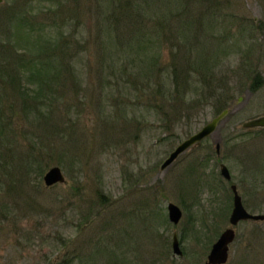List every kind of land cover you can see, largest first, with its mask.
I'll list each match as a JSON object with an SVG mask.
<instances>
[{"label":"rangeland","instance_id":"obj_1","mask_svg":"<svg viewBox=\"0 0 264 264\" xmlns=\"http://www.w3.org/2000/svg\"><path fill=\"white\" fill-rule=\"evenodd\" d=\"M127 1L0 2L4 17L32 9L27 20L48 24L38 35L60 40L71 67L50 87L48 117L18 112L14 140L0 147V264H203L229 226L232 183L247 211L264 214V136L242 127L264 114V0ZM3 31L0 47L17 49L24 33L9 42ZM171 64L188 74L177 90ZM221 106L214 134L161 169ZM52 166L64 181L46 185ZM168 202L182 211L177 224ZM234 230L225 264H264V220Z\"/></svg>","mask_w":264,"mask_h":264},{"label":"trees","instance_id":"obj_2","mask_svg":"<svg viewBox=\"0 0 264 264\" xmlns=\"http://www.w3.org/2000/svg\"><path fill=\"white\" fill-rule=\"evenodd\" d=\"M127 3H129V0ZM22 4L25 7V1ZM120 7L123 9L125 6L121 3ZM21 9L17 10L19 12L12 11L11 13H5V17L0 15V28H6V33L3 31L6 41L9 40L10 42L12 37L16 40L15 42L19 41V32L25 35H22V41L21 43L19 42L17 49L13 47V41L10 44L12 51L7 48L4 51L0 47V147L5 143L11 142L9 137H13L12 141L14 140V130L11 128L13 127L12 121L15 117L14 115L18 112L28 113L34 111V116L37 118H40L41 114L44 118L48 117V111L52 108L51 106L55 95H53V98L50 97L53 91L50 87L56 84L63 86V81L67 82V74L71 69L70 65L66 63L68 61L66 58V49L61 48L60 40L57 45V43L53 44L51 41L53 38L49 34L46 37L40 35L41 33L38 35L41 28L48 24L40 23L36 26L35 22L31 23L28 21V16L25 15L26 10L32 13V9ZM121 13L123 14L124 12ZM34 15L33 20L35 17ZM136 19V14H133V23L136 22ZM133 29H135V27ZM60 35L61 32L59 30L57 40ZM142 35L143 33L141 32L139 34L133 32V46H140L142 43ZM54 50L56 53L53 54ZM171 69L170 80H173L175 85L178 84V80L179 82L183 81V83L187 82L188 74L177 73V69L173 64H171ZM149 77L151 78V76ZM149 81L150 80H148L147 83L148 85ZM261 83V76L255 73L250 82L251 87L257 89L261 86ZM175 88L177 90L178 85ZM222 106L220 107V111L225 109V107L222 108ZM6 110L8 111L6 112ZM8 112L9 116L4 114ZM15 127L17 128V125ZM255 134L259 136L257 128ZM252 151L253 155H257V149H252ZM28 156L30 158L25 160V168L27 171L30 170V163L34 159L32 150L28 151ZM257 158L258 157H256V159ZM42 163V159L41 162L38 163L37 158L35 164L39 175H41L45 167V164L41 166ZM252 180H255L254 175L252 176ZM11 186L12 185H8L9 188ZM115 262L116 260L114 259L112 263L115 264ZM124 262L125 261L122 263Z\"/></svg>","mask_w":264,"mask_h":264},{"label":"water","instance_id":"obj_3","mask_svg":"<svg viewBox=\"0 0 264 264\" xmlns=\"http://www.w3.org/2000/svg\"><path fill=\"white\" fill-rule=\"evenodd\" d=\"M2 0H0L1 2ZM228 109H223L217 116L213 117L210 121L205 123L200 130L190 135L188 138L179 143L175 149L170 152L169 157L163 163L161 169H165L167 165L173 161L178 155L186 151L188 148L194 147L204 138L211 136L216 131L218 124L228 114ZM264 126V114L255 118L246 120L242 123V127L245 129L257 128ZM216 152H219V144L216 143ZM220 173L227 179H231V175L228 167L224 163H220ZM43 181L46 185H52L55 182H63L64 176L60 167L52 166L44 175ZM232 192V209L228 217L230 226L221 231L215 242L212 243L210 250L206 256V260L203 264H225L229 257V245L235 239V230L233 226L237 225L240 221L247 220H264V214L250 213L244 207L242 203V197L238 193L235 184L230 185ZM167 215L170 222L177 224L182 216V211L173 202L167 204ZM172 250L175 255H182V251L179 246L177 235L174 233L172 237Z\"/></svg>","mask_w":264,"mask_h":264},{"label":"flooded vegetation","instance_id":"obj_4","mask_svg":"<svg viewBox=\"0 0 264 264\" xmlns=\"http://www.w3.org/2000/svg\"><path fill=\"white\" fill-rule=\"evenodd\" d=\"M258 129V131H259V136L261 135V136H264V126H262V127H258L257 128ZM263 139V138H262ZM217 239V238H216Z\"/></svg>","mask_w":264,"mask_h":264},{"label":"bare ground","instance_id":"obj_5","mask_svg":"<svg viewBox=\"0 0 264 264\" xmlns=\"http://www.w3.org/2000/svg\"><path fill=\"white\" fill-rule=\"evenodd\" d=\"M188 138V137H187ZM172 245V244H171Z\"/></svg>","mask_w":264,"mask_h":264}]
</instances>
